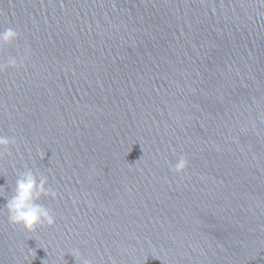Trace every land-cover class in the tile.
Listing matches in <instances>:
<instances>
[{
  "label": "water",
  "instance_id": "95a60500",
  "mask_svg": "<svg viewBox=\"0 0 264 264\" xmlns=\"http://www.w3.org/2000/svg\"><path fill=\"white\" fill-rule=\"evenodd\" d=\"M7 28L0 264H264V0H0ZM27 168L58 193L32 232Z\"/></svg>",
  "mask_w": 264,
  "mask_h": 264
},
{
  "label": "clouds",
  "instance_id": "9594fccd",
  "mask_svg": "<svg viewBox=\"0 0 264 264\" xmlns=\"http://www.w3.org/2000/svg\"><path fill=\"white\" fill-rule=\"evenodd\" d=\"M19 38V33L13 28L0 30V46L12 43ZM19 56V58H18ZM27 58V53L10 55L6 61H0V71L5 68L18 69L23 66ZM15 136L9 137L0 134V156L7 150L11 155L10 146L15 145ZM43 158V157H42ZM27 167V166H26ZM188 168V159L181 155L178 160L171 165L170 170L176 174L185 173ZM58 193L49 186L48 176L31 168L26 171L17 170L15 186L12 195L7 198L4 208L7 209L8 221L12 225L21 226L24 230L32 232L38 227L55 225L56 219L52 209L39 203L41 197L56 199ZM79 250L71 254L76 259ZM82 264H93L89 259H83ZM114 264V262H113Z\"/></svg>",
  "mask_w": 264,
  "mask_h": 264
}]
</instances>
